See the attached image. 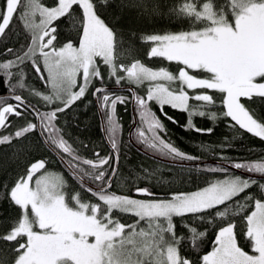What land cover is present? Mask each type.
Masks as SVG:
<instances>
[{
  "label": "snow or ice",
  "instance_id": "snow-or-ice-1",
  "mask_svg": "<svg viewBox=\"0 0 264 264\" xmlns=\"http://www.w3.org/2000/svg\"><path fill=\"white\" fill-rule=\"evenodd\" d=\"M109 10L113 16L124 10L167 15L170 21L187 24V30L140 36L142 43L152 44L150 59L163 58L182 67L173 73L148 67L139 59L120 62L124 33L108 19ZM14 22L28 42L19 49L5 46L2 54L12 58L0 60V89L7 92L0 95V145L12 146L19 159L30 151L24 141L38 131L50 151L69 157V171L82 191L70 190L62 175L46 171L37 175L46 169L44 159L30 161L10 185L0 183V199L18 209L14 218L0 215V227L5 228L0 242L13 245L11 264H264V183L251 175L227 174L235 168L264 178V157L245 162L222 157L225 166L209 170L224 172L225 178L166 196L155 195L150 186H139L137 181L156 175L143 169L142 176L129 180L135 195L117 194L110 190L119 175L120 126L115 114L117 104L127 98L110 92L106 84L113 79L116 85L147 83L146 96L134 94L141 121L147 124V133L137 128V139L173 161L196 162L200 157L181 151L160 135L166 128L148 108L149 101L158 103L161 112L165 105L185 111V130L211 134V127H195L193 117L218 118L209 108L216 103L215 95L209 94L213 90L221 94L225 111L220 115L231 118V127L264 139V111L254 107L259 103L264 108V0H53L52 6L42 0H4L0 43L13 31ZM63 27L75 36L70 34L61 44ZM135 35L131 34L125 49L129 55ZM28 63L45 91L26 82ZM90 87L102 107L103 131L113 150L106 157L95 153V160L81 157L57 126L59 114L84 98ZM18 90L38 97L39 103H30L16 94ZM188 90L194 94L190 96ZM190 100L200 103L190 104ZM226 146L231 144L222 143L220 148ZM253 186L258 194L251 191ZM82 192L91 193L97 202L85 200ZM249 207L252 210L246 212ZM123 215L136 219L122 222ZM176 218L185 232H178ZM207 226L218 229L211 250L198 259L182 254V249L188 251L185 245L199 251Z\"/></svg>",
  "mask_w": 264,
  "mask_h": 264
},
{
  "label": "trees",
  "instance_id": "trees-1",
  "mask_svg": "<svg viewBox=\"0 0 264 264\" xmlns=\"http://www.w3.org/2000/svg\"><path fill=\"white\" fill-rule=\"evenodd\" d=\"M42 2L47 6H51L53 4V0H42ZM165 2L170 3L171 0H165ZM220 2L222 3L223 0H220ZM3 3L4 0H0V7L3 6ZM107 15L108 19L111 20L112 23L116 24L117 30L124 33L125 43L123 48L119 50L120 62L130 64L133 59H139L142 63L151 66L154 69L164 67L173 73H176L178 69L182 67V65L177 62H168L163 58L153 57L150 59L148 57V52L152 47V44L142 43L140 41V36L153 33L163 34L168 31L176 32L180 30H187V24H179L175 19L170 21L167 15H164L163 17L160 15H156L155 17L144 16L135 10H124L122 13H117L115 16H113L112 11L109 10ZM61 24H63V21H61ZM12 27L13 31L8 34L5 41L0 43V60L12 58L11 56L2 54L5 51V46L19 49L22 44H26L28 42L19 23L14 22ZM132 33H135L136 35L131 40L133 51L132 54L129 55L125 49L128 48L129 37ZM70 34L71 36H75V32L72 31L70 33L68 27L62 28L59 36L61 44L67 42ZM24 70L26 73V82L42 92L45 91V85L40 80L39 75L32 68L31 63H28ZM41 71L44 72L43 66H41ZM106 84L116 85L114 79L106 81ZM121 84L127 85L128 83L122 81ZM96 86H99V83H97ZM133 86L136 89L137 95L146 96V90H144L146 83L140 87L135 85ZM140 90L143 92H140ZM92 91L93 89L90 87L84 98L76 101L74 105L67 109L64 113L59 114L57 126L63 130L64 138L68 140L74 148L78 149V153L81 157L95 160V153H99L101 157H106L112 153V150L105 141L101 120ZM109 91L127 98L126 103H118L116 106L115 118L118 120L120 126L118 130L120 144L119 175L113 183L112 189H110L111 191H116L117 194L135 195L130 191L132 185L129 183V180L136 175L142 176L143 169H148L150 172L154 171L156 175L148 181L141 179L137 181V183L141 187L150 186L151 190L157 196H166L170 191L177 190L193 191L198 187L205 186L207 183H211L225 177L226 173L224 172H213L209 170L212 168L219 169L224 167V165L216 163L179 164L165 162L138 149L130 142L128 137L129 129L133 124L131 92L127 89H110ZM189 91L190 96L194 94L193 90ZM3 93H7L6 90L0 89V94ZM16 94L24 95L32 104L39 103V101L34 102L36 101V98L29 96L27 91L21 92L18 90ZM209 94H214L216 97L215 105L209 106V108L211 111L218 113V118L213 121L207 117L197 116L193 117V123L197 128H213V132L211 134L199 133L192 128L185 130L184 126L188 119V114L185 111L173 109L170 105H165L163 107V112H161L160 105L158 103L155 101H149L148 108L155 113L166 128V133L162 132L160 135L165 140L172 142L174 146L178 147L181 151L200 157L198 161L218 160L223 162V157L231 158L235 162H245L264 157V139L255 137L251 133H247L245 130L239 129L238 126L231 127L230 125L234 123L231 121V118H226L220 115V113L225 111L221 100V94L214 93L213 90H209ZM9 102L14 103L12 100H9ZM189 103L195 104L200 102L190 100ZM254 107H256L258 111H264V108H261L259 103L254 105ZM135 109L138 118V125L133 131V138L141 147L152 152L137 139V128H143L147 133V125L141 121V109L137 103L135 104ZM164 113H166L167 116H165ZM167 117H171L172 119L169 120ZM30 119H32V117H30ZM15 122L17 124L21 123L19 120H16ZM225 138H227V140H225ZM24 143L30 146V151L26 155L21 156L19 159L15 158L14 148L12 146L0 145V183L10 185L18 175L24 174L25 168L30 161L44 159L46 161V169L50 168L52 170H56V168H58L64 171L65 175L71 182L69 188L70 190L74 192L82 191L80 185L74 179L71 172L62 164L58 156L43 144L40 134L37 131L31 134L28 140L24 141ZM222 143L231 144V147L226 146L221 149L220 145ZM202 145L208 150H203L201 147ZM61 156H63L66 160L69 159L66 154L61 153ZM230 173L237 172L229 169L227 174ZM257 180L264 183V178ZM170 184L171 187H169ZM251 191L258 194V188L256 186H253ZM82 195L85 200L97 202L91 193L82 192ZM240 199H243V194H241ZM251 210V207H249L246 209V212ZM17 212L18 209L10 206L9 203L3 199H0V215L7 216L11 219L17 215ZM135 219L136 217L132 215L122 216V222L132 223ZM176 219L178 232H185V229L179 227V218ZM207 227L208 235L204 238L199 251L194 252L188 245H185V248H188V251L185 252L182 249V254L193 259H198V256L211 250L212 241H214L215 234L218 229L213 226ZM201 230H203V228H201ZM4 231L5 228L0 227V234ZM12 247L13 245L11 243L0 242V261H4V264H11V260L14 256V253L10 251ZM245 250L251 252L249 247H245Z\"/></svg>",
  "mask_w": 264,
  "mask_h": 264
},
{
  "label": "water",
  "instance_id": "water-1",
  "mask_svg": "<svg viewBox=\"0 0 264 264\" xmlns=\"http://www.w3.org/2000/svg\"><path fill=\"white\" fill-rule=\"evenodd\" d=\"M99 86H97V87H99ZM107 87H108L109 90L110 89H127V90L132 89L131 91L130 90L129 91L131 92V108H132V114H133V124L130 127V129H129L128 137H129L130 142L134 146H136L138 149H140L141 151L145 152L146 154H148L150 156H153V157H155V158H157V159H159L161 161H165V162L179 163V164L216 163V164H220V165H224L225 166L224 162H221V161H218V160H202V161H196V162H188V161L181 162L179 160L173 161L171 158H166V157L159 156V155L154 154V153L144 149L143 147H141L133 138V131H134V129L136 128V126L138 124V118H137L136 109H135L136 101L134 99V94L137 95L135 87L132 86V85H107ZM0 95H7V93H3V94H0ZM94 101H95V104H96V107H97V110H98V114H99V117H100V120H101V125H102V131H103V127H104V124H105V118H104L103 110H102L101 105L98 103V101H97V99L95 97H94ZM103 135H104V138H105V141H106L107 145L110 147V144L108 142L107 136H106L104 131H103ZM110 149H111V147H110ZM57 156L61 160L62 164L69 170L68 164L66 163L67 160L61 155H57ZM229 169L233 170L235 172H238L240 174L246 175V176L251 175L252 177L261 178L260 174L248 173V172H246V171H244L242 169L241 170H238V169H235V168H229Z\"/></svg>",
  "mask_w": 264,
  "mask_h": 264
},
{
  "label": "rangeland",
  "instance_id": "rangeland-1",
  "mask_svg": "<svg viewBox=\"0 0 264 264\" xmlns=\"http://www.w3.org/2000/svg\"><path fill=\"white\" fill-rule=\"evenodd\" d=\"M52 6V5H51ZM47 50V49H46ZM146 65V64H145ZM146 66H148V65H146ZM103 67V70L104 71H106V66H102ZM148 67H151V66H148ZM152 68V67H151ZM154 69V68H153ZM106 73V72H105ZM80 80V77H78V81ZM125 82H127V81H125ZM74 90H77V89H74ZM144 90H146L147 91V83H146V87L144 88ZM189 91V90H188ZM140 92H143L142 90H140ZM189 94H190V91H189ZM122 96V95H121ZM36 99L38 98V97H35ZM39 99V98H38ZM243 100H244V98L242 99V102H243ZM32 101H34V100H32ZM34 102H36V101H34ZM29 119H30V117H29ZM147 125V124H146ZM43 170H41V173H39V174H37V175H40V174H43L45 171L46 172H48V173H53V174H59V175H62L63 177H64V179L67 181V183H68V187L70 188V185H71V182H70V180L67 178V176L65 175V173H64V171H62L61 169H58V168H56V170H52V169H50V168H47L45 171H43ZM230 174H234V175H240V176H243V177H247L246 175H243V174H240V173H230ZM225 178V177H224ZM253 178H256V177H253ZM34 179H35V177H34ZM223 179V178H222ZM256 179H260V178H256ZM220 180V179H219ZM33 183H34V181H33ZM196 190V189H195ZM135 198H139V199H146V198H140V197H135ZM246 251V250H245ZM250 254H251V252H250Z\"/></svg>",
  "mask_w": 264,
  "mask_h": 264
},
{
  "label": "flooded vegetation",
  "instance_id": "flooded-vegetation-1",
  "mask_svg": "<svg viewBox=\"0 0 264 264\" xmlns=\"http://www.w3.org/2000/svg\"><path fill=\"white\" fill-rule=\"evenodd\" d=\"M39 101L38 99H36V102ZM31 103V102H30ZM38 132V131H37ZM39 133V132H38Z\"/></svg>",
  "mask_w": 264,
  "mask_h": 264
},
{
  "label": "bare ground",
  "instance_id": "bare-ground-1",
  "mask_svg": "<svg viewBox=\"0 0 264 264\" xmlns=\"http://www.w3.org/2000/svg\"><path fill=\"white\" fill-rule=\"evenodd\" d=\"M138 125V124H137ZM137 127V126H136Z\"/></svg>",
  "mask_w": 264,
  "mask_h": 264
}]
</instances>
